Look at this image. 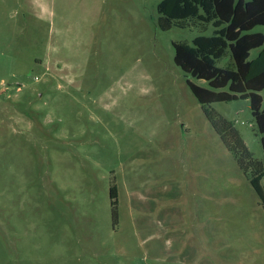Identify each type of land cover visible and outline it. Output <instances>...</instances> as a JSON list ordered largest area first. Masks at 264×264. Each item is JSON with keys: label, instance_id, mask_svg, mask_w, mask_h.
I'll use <instances>...</instances> for the list:
<instances>
[{"label": "rangeland", "instance_id": "1", "mask_svg": "<svg viewBox=\"0 0 264 264\" xmlns=\"http://www.w3.org/2000/svg\"><path fill=\"white\" fill-rule=\"evenodd\" d=\"M159 1L0 0V264H264V206L174 60L214 27L163 30ZM207 107L264 161L249 98Z\"/></svg>", "mask_w": 264, "mask_h": 264}, {"label": "trees", "instance_id": "2", "mask_svg": "<svg viewBox=\"0 0 264 264\" xmlns=\"http://www.w3.org/2000/svg\"><path fill=\"white\" fill-rule=\"evenodd\" d=\"M158 24L167 30L182 26L186 19L195 18L211 23L212 34H199L192 43L173 42L174 60L184 72L204 79L208 86L190 79L187 83L222 143L235 157L237 164L257 192L264 206V161L255 159L233 123L207 107L214 101L249 98L256 129L261 133L264 150V107L260 93L264 89V33L250 31L264 25V0H160L157 4ZM227 48L232 65L218 66L216 59ZM258 54L249 58L250 51ZM113 223L118 219V191L115 183L109 187Z\"/></svg>", "mask_w": 264, "mask_h": 264}, {"label": "crops", "instance_id": "3", "mask_svg": "<svg viewBox=\"0 0 264 264\" xmlns=\"http://www.w3.org/2000/svg\"><path fill=\"white\" fill-rule=\"evenodd\" d=\"M258 49V48H257ZM259 50V49H258Z\"/></svg>", "mask_w": 264, "mask_h": 264}]
</instances>
